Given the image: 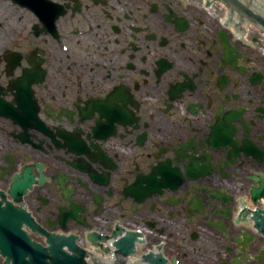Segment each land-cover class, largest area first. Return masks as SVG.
Here are the masks:
<instances>
[{"label":"flooded vegetation","instance_id":"1","mask_svg":"<svg viewBox=\"0 0 264 264\" xmlns=\"http://www.w3.org/2000/svg\"><path fill=\"white\" fill-rule=\"evenodd\" d=\"M249 13L264 0H0V264L44 233L84 264H264L233 221L264 205Z\"/></svg>","mask_w":264,"mask_h":264},{"label":"water","instance_id":"2","mask_svg":"<svg viewBox=\"0 0 264 264\" xmlns=\"http://www.w3.org/2000/svg\"><path fill=\"white\" fill-rule=\"evenodd\" d=\"M244 220L246 218H239ZM254 230L257 234H264V210L255 209L251 212V218ZM32 226V225H31ZM33 227V226H32ZM243 239L250 240L252 236L242 234ZM28 249L25 253L15 252V264H81L83 254L77 251L76 245L65 238H56L48 235L47 243L49 248L44 250L36 245L34 242L25 240ZM62 247L67 248L65 252ZM5 254V253H3ZM28 256L25 260L24 256ZM50 261V262H49Z\"/></svg>","mask_w":264,"mask_h":264}]
</instances>
